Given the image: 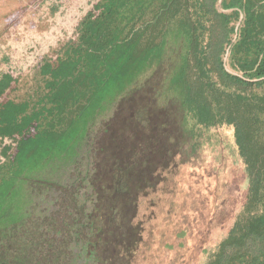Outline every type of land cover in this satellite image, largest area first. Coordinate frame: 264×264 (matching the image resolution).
<instances>
[{"label": "trees", "instance_id": "obj_1", "mask_svg": "<svg viewBox=\"0 0 264 264\" xmlns=\"http://www.w3.org/2000/svg\"><path fill=\"white\" fill-rule=\"evenodd\" d=\"M62 2L39 0L37 9ZM177 39L183 52L156 92L155 116L139 125L144 132L156 122L148 135L163 128L184 163L203 134L230 129L246 194L210 257L185 250L166 264H228L224 245L238 239L236 252L264 264V226L244 229L247 219H264V0H95L74 38L34 65L28 99L0 104V264H146L154 250L145 246L140 202L155 189L143 180L151 175L131 161L132 136L97 148L91 131ZM24 65L0 53V97ZM34 210V230L21 233ZM190 228L189 219L177 223L159 242L162 252L182 249Z\"/></svg>", "mask_w": 264, "mask_h": 264}, {"label": "rangeland", "instance_id": "obj_2", "mask_svg": "<svg viewBox=\"0 0 264 264\" xmlns=\"http://www.w3.org/2000/svg\"><path fill=\"white\" fill-rule=\"evenodd\" d=\"M94 1L63 0L55 11L41 12L37 9L39 0H0V53L9 52L15 62L25 64L23 71L17 73V80L12 81L10 90L0 97V104L9 101L14 105L28 99L32 91L29 77L34 65L45 54L54 58L56 48L67 39L74 38L78 20L91 9ZM179 15L183 19L189 17L183 8L179 9ZM170 36H173L172 31ZM181 45L180 39L170 41L163 60L132 84L126 97L100 117L91 131V139L97 148L111 142L121 147L128 142L126 136H132L135 145L131 161L134 167H143V172L151 175L149 178L143 175V180L155 189L150 190L140 202L143 205L140 218L145 227V246L154 250L145 254L146 264L155 261L166 264L171 256L185 250H196L198 256L207 257L209 254L210 257L232 229L246 194L242 168L233 161L230 129L213 128L203 134L199 153L184 163L176 144L164 141L163 128L159 127L153 130L152 136L148 135V129L156 122L143 126L144 132L139 125L145 117L155 116L152 111L158 104L156 92L182 54ZM10 71L13 70L4 69V72ZM105 126L109 127V132L104 130ZM174 132L172 135L177 136ZM3 141L0 140V160L3 159ZM141 155H144L142 159ZM138 177L135 175L136 179ZM38 215L39 211L34 210L20 232L34 230L33 223ZM188 219L191 228L184 240L185 246L175 253L162 252L159 242L168 238L177 223L185 224ZM258 221L247 219L244 229L259 230L264 226V219ZM154 238L156 242L152 241ZM241 244L242 240L238 239L224 245L223 252L229 256L228 264L258 263L256 256L234 250ZM177 261L180 263L181 259Z\"/></svg>", "mask_w": 264, "mask_h": 264}]
</instances>
